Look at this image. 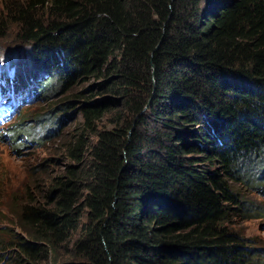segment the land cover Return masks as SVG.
<instances>
[{"label": "trees", "instance_id": "1", "mask_svg": "<svg viewBox=\"0 0 264 264\" xmlns=\"http://www.w3.org/2000/svg\"><path fill=\"white\" fill-rule=\"evenodd\" d=\"M199 1L6 0L32 58L0 59V94L15 117L45 98L5 135L62 157L22 190L9 264H251L233 219L261 215L236 186L264 185V0Z\"/></svg>", "mask_w": 264, "mask_h": 264}, {"label": "rangeland", "instance_id": "2", "mask_svg": "<svg viewBox=\"0 0 264 264\" xmlns=\"http://www.w3.org/2000/svg\"><path fill=\"white\" fill-rule=\"evenodd\" d=\"M211 0H200L198 7L200 9L206 8V5L210 4ZM6 0H0V18L3 16L5 10ZM16 58L17 65L21 66L20 73L27 71V64L32 58L30 43L21 42L19 32L17 29L11 28L6 30L0 29V59L3 67L4 75L8 72L10 64ZM19 71V69L16 67ZM42 96L39 100L34 101L32 104L23 107L18 115L13 118L5 126H0V135L3 140L0 141V204L11 205V201L19 199L12 205V209L17 210L16 213H12L9 209L7 212L3 206H0V264H9L10 256L15 252L13 247L12 235L21 234L19 228L15 226L18 221V211L20 209V200L24 198L22 190L26 184L33 186L35 180H42L48 173H52L59 168L61 162V149L54 144H45L42 147H35L33 140H25L20 145H14L9 141L5 135L7 126L17 121L23 113H31L29 118H34L36 113L43 111V104L45 93H41ZM56 94V93H55ZM57 95H49L52 98V102L57 101ZM28 116V115H27ZM82 119L79 115L72 118H65L63 126L66 131H72L74 127L81 122ZM105 121L100 124L103 125ZM33 124V123H32ZM106 124V123H105ZM39 131L38 127L35 129ZM56 159V161H54ZM46 163L45 166L41 164ZM44 169V170H43ZM47 171V174L44 173ZM239 192L243 198L247 200L248 206L252 208L251 212H256L258 208L261 215L245 219L241 216H237L233 219V230L239 232L247 243L257 249L251 254V264H264V185L259 186V191H251L248 185H239ZM8 252V253H7ZM8 255L6 260L2 258L4 255ZM12 264V263H11ZM44 264H50L49 260Z\"/></svg>", "mask_w": 264, "mask_h": 264}]
</instances>
